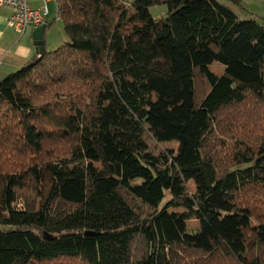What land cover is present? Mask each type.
Listing matches in <instances>:
<instances>
[{"label": "trees", "instance_id": "1", "mask_svg": "<svg viewBox=\"0 0 264 264\" xmlns=\"http://www.w3.org/2000/svg\"><path fill=\"white\" fill-rule=\"evenodd\" d=\"M59 3L68 41L0 81V264H264V210L244 206H264V17Z\"/></svg>", "mask_w": 264, "mask_h": 264}, {"label": "crops", "instance_id": "2", "mask_svg": "<svg viewBox=\"0 0 264 264\" xmlns=\"http://www.w3.org/2000/svg\"><path fill=\"white\" fill-rule=\"evenodd\" d=\"M29 1L35 7H38L40 5V0ZM132 1L133 0H123V2L127 3H130ZM220 1L228 4L243 18H248L252 15L264 17V0H238L234 2L231 0ZM51 4L54 5L53 3H49V7ZM155 8L151 9L152 14ZM54 12L56 13V11ZM165 12L166 8L161 7V11L159 12V14L153 15L156 17H160L165 14ZM12 14L13 10L11 7L0 6V81L11 72L22 68L37 54L36 45L34 43L35 40L33 39L32 35L38 27H30L26 31L21 33L15 27L10 26L9 24V19ZM50 14L51 7L49 16ZM59 21L62 22L61 20ZM52 25L53 23H51V20L48 18L47 28L44 33V39L46 41V48L54 50L59 47L58 45H61L59 43H62L61 41H63V38H60L59 41H54L51 38V34L53 31Z\"/></svg>", "mask_w": 264, "mask_h": 264}, {"label": "rangeland", "instance_id": "3", "mask_svg": "<svg viewBox=\"0 0 264 264\" xmlns=\"http://www.w3.org/2000/svg\"><path fill=\"white\" fill-rule=\"evenodd\" d=\"M54 5H50L51 7V14L50 16L48 17L50 20H51V23H53V31H52V34H51V38L55 41H59L60 38H63L61 41L62 43H59V44H63V42H66L68 41L65 33H64V27L62 25V22H60L59 20H61L60 18H57V15L54 11L55 6L53 7ZM158 8H155L153 10V14H159V12L161 11V7H165L164 5H161V6H157ZM57 18V19H56ZM62 21V20H61ZM65 39V41H64ZM60 46V45H58ZM57 46V47H58ZM210 69L211 71L216 74L217 76H221L224 71H225V66L223 64H221L220 62H212L210 64ZM196 86H197V91H198V94L199 96H205L206 92L209 90V84L206 82V80H204L202 77H198L197 79V83H196ZM147 127H150L149 124L147 125ZM222 132L223 133H226L225 136L223 137L225 139V142L227 143H232L233 144V141L231 140V136L228 135L227 132H225L223 129H222ZM180 137V136H179ZM145 139L148 143V146H149V151L153 152L154 154H160L162 151H172V152H177L178 148H179V139L177 138V136H173V137H164V138H160V139H156L154 138L150 132L147 131V133L145 134ZM60 153V151H59ZM94 165L99 167L100 166V160L98 159H93L92 160ZM223 162V165H226L224 163V160L222 161ZM140 182V181H138ZM188 187H189V190L192 191V192H196L198 190L197 188V184H196V181L194 178H190L188 180ZM252 200V199H251ZM251 200H248V198L245 199V203H244V206L246 205H253V206H248V207H256V209H261V210H264V206H262L261 203H255V201H251ZM255 203V204H253ZM173 210L175 211H178L180 213H184V214H188V217L187 219L185 220V225L186 227L188 228L189 231H195L198 229V227L200 226L201 224V220L196 216V214L192 213L190 210H188V208H185L183 206H178V207H174L172 208ZM255 222L257 221L255 218H254ZM66 264H80V263H77V262H74L71 260V263L70 262H67Z\"/></svg>", "mask_w": 264, "mask_h": 264}, {"label": "built area", "instance_id": "4", "mask_svg": "<svg viewBox=\"0 0 264 264\" xmlns=\"http://www.w3.org/2000/svg\"><path fill=\"white\" fill-rule=\"evenodd\" d=\"M49 3H53L57 18H60L59 0H40V5L35 7L29 0H0V6L11 7L13 14L9 19V24L21 33L30 27H39L47 24L50 13Z\"/></svg>", "mask_w": 264, "mask_h": 264}, {"label": "water", "instance_id": "5", "mask_svg": "<svg viewBox=\"0 0 264 264\" xmlns=\"http://www.w3.org/2000/svg\"><path fill=\"white\" fill-rule=\"evenodd\" d=\"M47 28V24H43L39 26L34 32H33V39L35 40L36 45V51L38 54H42L46 49V41L44 39V33ZM88 235H94L92 232H86ZM46 238H50V235L45 233Z\"/></svg>", "mask_w": 264, "mask_h": 264}]
</instances>
